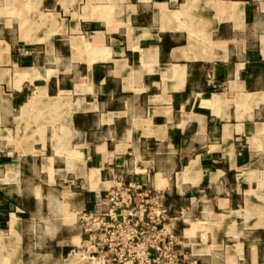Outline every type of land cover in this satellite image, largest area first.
Listing matches in <instances>:
<instances>
[{
    "label": "crops",
    "instance_id": "crops-1",
    "mask_svg": "<svg viewBox=\"0 0 264 264\" xmlns=\"http://www.w3.org/2000/svg\"><path fill=\"white\" fill-rule=\"evenodd\" d=\"M114 176L264 264V0H0V264H65Z\"/></svg>",
    "mask_w": 264,
    "mask_h": 264
},
{
    "label": "built area",
    "instance_id": "built-area-1",
    "mask_svg": "<svg viewBox=\"0 0 264 264\" xmlns=\"http://www.w3.org/2000/svg\"><path fill=\"white\" fill-rule=\"evenodd\" d=\"M91 209L76 211L82 237L67 259L76 264H186L173 214L161 196L134 181L113 177Z\"/></svg>",
    "mask_w": 264,
    "mask_h": 264
},
{
    "label": "bare ground",
    "instance_id": "bare-ground-1",
    "mask_svg": "<svg viewBox=\"0 0 264 264\" xmlns=\"http://www.w3.org/2000/svg\"><path fill=\"white\" fill-rule=\"evenodd\" d=\"M54 156V155H53ZM14 219V218H13ZM14 222V221H13ZM69 264H76V261L71 259V261L69 262Z\"/></svg>",
    "mask_w": 264,
    "mask_h": 264
},
{
    "label": "rangeland",
    "instance_id": "rangeland-1",
    "mask_svg": "<svg viewBox=\"0 0 264 264\" xmlns=\"http://www.w3.org/2000/svg\"><path fill=\"white\" fill-rule=\"evenodd\" d=\"M71 261V259L70 260H68L65 264H69V262Z\"/></svg>",
    "mask_w": 264,
    "mask_h": 264
}]
</instances>
